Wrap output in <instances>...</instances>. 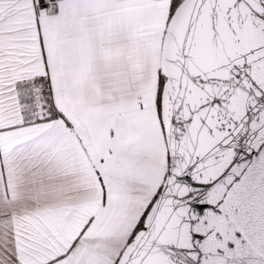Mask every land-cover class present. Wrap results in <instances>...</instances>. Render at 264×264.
I'll list each match as a JSON object with an SVG mask.
<instances>
[{
  "label": "snow or ice",
  "instance_id": "1",
  "mask_svg": "<svg viewBox=\"0 0 264 264\" xmlns=\"http://www.w3.org/2000/svg\"><path fill=\"white\" fill-rule=\"evenodd\" d=\"M0 264H264V0H0Z\"/></svg>",
  "mask_w": 264,
  "mask_h": 264
}]
</instances>
